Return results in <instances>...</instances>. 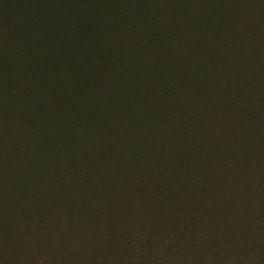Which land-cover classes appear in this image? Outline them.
Instances as JSON below:
<instances>
[{
  "label": "trees",
  "instance_id": "1",
  "mask_svg": "<svg viewBox=\"0 0 264 264\" xmlns=\"http://www.w3.org/2000/svg\"><path fill=\"white\" fill-rule=\"evenodd\" d=\"M98 192L172 263L264 264V0H0V215Z\"/></svg>",
  "mask_w": 264,
  "mask_h": 264
},
{
  "label": "rangeland",
  "instance_id": "2",
  "mask_svg": "<svg viewBox=\"0 0 264 264\" xmlns=\"http://www.w3.org/2000/svg\"><path fill=\"white\" fill-rule=\"evenodd\" d=\"M137 174L140 176V172ZM116 184L114 181L113 186ZM110 200L111 196L98 192L88 196L89 213L72 210L65 217L43 216L41 212L39 216H43L47 227L35 220L31 231L22 234H18L15 223L2 211L0 264H175L172 263L176 261L175 253L172 262L165 255L167 246L174 241L173 235L158 229L157 219L154 222L151 219L155 224V232H151L143 226L148 220L146 213L143 217L134 204L127 217L109 222L103 207ZM52 222L53 226L56 223L60 226L48 227ZM245 259L239 255L227 263L216 264H244Z\"/></svg>",
  "mask_w": 264,
  "mask_h": 264
}]
</instances>
